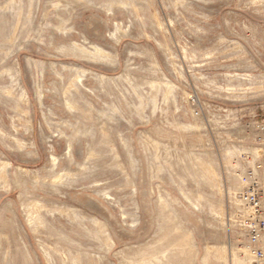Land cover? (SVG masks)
I'll list each match as a JSON object with an SVG mask.
<instances>
[{
	"label": "rangeland",
	"instance_id": "1",
	"mask_svg": "<svg viewBox=\"0 0 264 264\" xmlns=\"http://www.w3.org/2000/svg\"><path fill=\"white\" fill-rule=\"evenodd\" d=\"M263 118L264 0H0V264H250Z\"/></svg>",
	"mask_w": 264,
	"mask_h": 264
},
{
	"label": "built area",
	"instance_id": "2",
	"mask_svg": "<svg viewBox=\"0 0 264 264\" xmlns=\"http://www.w3.org/2000/svg\"><path fill=\"white\" fill-rule=\"evenodd\" d=\"M260 143V158L256 170L264 178V118L255 123ZM248 188L239 194L240 207L236 210L244 236V247L251 256L250 264H264V216L261 207L262 189L259 177L246 176ZM251 179V181H250Z\"/></svg>",
	"mask_w": 264,
	"mask_h": 264
}]
</instances>
